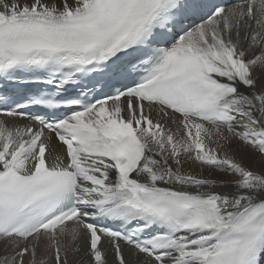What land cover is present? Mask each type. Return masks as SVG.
<instances>
[{
  "label": "snow or ice",
  "instance_id": "obj_1",
  "mask_svg": "<svg viewBox=\"0 0 264 264\" xmlns=\"http://www.w3.org/2000/svg\"><path fill=\"white\" fill-rule=\"evenodd\" d=\"M0 264H264V0H0Z\"/></svg>",
  "mask_w": 264,
  "mask_h": 264
}]
</instances>
